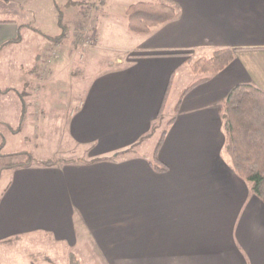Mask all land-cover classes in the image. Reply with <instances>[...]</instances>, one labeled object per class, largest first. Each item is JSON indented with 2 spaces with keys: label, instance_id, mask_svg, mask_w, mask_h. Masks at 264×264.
<instances>
[{
  "label": "crops",
  "instance_id": "0c3cea01",
  "mask_svg": "<svg viewBox=\"0 0 264 264\" xmlns=\"http://www.w3.org/2000/svg\"><path fill=\"white\" fill-rule=\"evenodd\" d=\"M141 2L169 5L175 17L144 35L107 28L120 42L108 50L121 59L92 79L65 124L67 141L88 150L90 160L51 167L38 161L2 172L0 264L11 261L5 247L15 252L32 234L49 230L68 263L95 253L114 264H264V204L224 153L222 118L223 101L235 87L264 93V0ZM53 12L43 21H53L56 7ZM17 14L14 0H0V62L15 56L23 63ZM24 26L33 46L28 69L17 72L13 86L26 85L31 61L49 42L42 33L32 40L31 26ZM58 47L64 59L67 48ZM218 51L231 52V62L199 83L205 76L193 75L190 64ZM10 93L19 101L11 118ZM172 93L178 99L168 105ZM30 101L14 88L0 90L6 136L22 138ZM160 124L165 133L156 138L159 127L152 130ZM155 159L164 172L151 166ZM19 250L22 260L32 259L26 248Z\"/></svg>",
  "mask_w": 264,
  "mask_h": 264
},
{
  "label": "rangeland",
  "instance_id": "374dc122",
  "mask_svg": "<svg viewBox=\"0 0 264 264\" xmlns=\"http://www.w3.org/2000/svg\"><path fill=\"white\" fill-rule=\"evenodd\" d=\"M54 1L55 4L51 3L50 0H14L18 13L15 21L19 25H22V35L25 37V43L19 46L22 48L20 58L23 63L18 60L15 62L13 60L15 56L0 62V90L7 91V89L14 88L17 92L30 96L31 114L25 123L26 132L23 134L25 140L23 136L20 139H12L9 135L6 136L7 132H2L3 129L0 127V131L6 137L8 143L6 148L1 147L2 151L0 150V179L5 178L2 172L6 167H16L19 164H36L38 161L43 163L49 160L62 162L64 159L65 162L71 161L73 163L90 160L91 157L89 156L91 154H89L88 150L74 147L67 141L68 137L65 124L68 118V112L77 105V100L82 97L92 79L109 66L115 64L117 60L121 59L119 55L108 50L111 44L115 45L120 42L115 37H113L114 40L108 37L106 30L107 28H116L114 25H121L126 31V9L129 5L141 2L142 0H104L103 4L100 3L101 0ZM68 1L77 2L79 5L71 7L70 10L69 8L66 9L64 6ZM55 7H58L68 27H72L73 25L78 28L84 39L87 38L92 42V44L85 48L82 47L83 44L78 48L71 47V36L69 34L66 35L63 46L67 48V51L65 50L67 55L64 59V56L62 57L63 53H60L63 49L52 45V42L49 40L60 36L66 30L63 31V28L57 23L56 17L53 18V21L52 18H50L51 21H43L51 13H54L53 10L55 11ZM84 13L87 15H84ZM81 18L85 20L82 25L79 22ZM25 23L31 26L30 30L33 32L30 37L32 40L33 37L39 40V37H41L39 34L42 33L44 34L43 37L49 42L48 46L40 54L42 59L39 61V65L36 66L35 70H33L35 62L31 61V65L33 66L31 71L32 75L26 85L13 86L17 72L20 71L23 74L24 70L28 69V64L24 65L28 61L27 49L28 46L30 48L33 46L24 28ZM123 43L125 42H121L120 45H124ZM13 95L14 93L9 96V111L5 110L9 118L13 114L11 110L13 103L16 101V105H18L19 102L17 97L13 99ZM172 97L173 93L170 95L168 105L178 99L177 93L174 95L175 98ZM16 118L15 128L19 125V119L18 117ZM162 126L160 124L158 131L163 130ZM158 131L154 133L156 138L160 136V131ZM0 141L2 142V140ZM12 152H16L15 155L8 158L7 154ZM49 231H46L47 234L42 235L32 234L31 238L25 241V245L20 244L17 246L18 250L21 246L26 248V251H29L33 255L31 260H22L23 257L19 254L22 251L12 249L15 250V252H12L5 247L6 257L10 256L9 259L11 261L2 263L69 264L68 261L61 260L63 258V251L53 243L55 240L53 236L55 234L52 231L49 233ZM99 246L104 253H109L106 245ZM126 247L124 246V248ZM37 254H41V256L36 257L35 255ZM94 254L87 253L79 255V264L115 263L98 260L96 258L99 255ZM45 256L47 260L44 261L46 259ZM117 263L119 264L121 262ZM123 264L127 263L123 262Z\"/></svg>",
  "mask_w": 264,
  "mask_h": 264
},
{
  "label": "trees",
  "instance_id": "16d2710c",
  "mask_svg": "<svg viewBox=\"0 0 264 264\" xmlns=\"http://www.w3.org/2000/svg\"><path fill=\"white\" fill-rule=\"evenodd\" d=\"M100 3L103 4L104 0H101ZM77 5L79 3L68 1L64 7L67 9ZM56 10V21L63 28V31H66L49 41L52 42V45H61L66 35L69 34L71 36V45L75 48L81 47L84 37L79 32V29L73 25L68 27L58 7H56ZM125 14L127 30L138 35L148 34L153 28L171 21L175 17V12L169 5L148 2H137L129 5ZM84 15L87 14L84 13ZM84 21V18L79 20L81 25ZM18 40H20V37L15 41ZM232 58L233 54L231 52L218 51L213 53L210 58H201L191 63L189 69L193 75H206L209 77L223 70L231 62ZM41 59L40 54L35 56L33 70L39 65ZM206 76L198 82L206 81L208 79ZM165 100L161 106L159 117L162 115ZM23 110L24 105L22 106L21 123L24 117ZM222 118L225 135L224 153L229 159L235 174L249 183L253 195L264 204V93L250 85L235 87L223 101ZM158 127L154 126L152 133ZM164 133L165 131H162L160 136L164 135ZM159 145L160 142L156 145L155 151ZM1 147L2 144L0 149ZM59 162L61 161L49 160L40 165L51 167ZM19 165L16 167L28 166L29 164ZM151 166L159 172L166 170V167L156 159L151 163ZM69 264H79V261L71 257Z\"/></svg>",
  "mask_w": 264,
  "mask_h": 264
},
{
  "label": "built area",
  "instance_id": "2783aa9c",
  "mask_svg": "<svg viewBox=\"0 0 264 264\" xmlns=\"http://www.w3.org/2000/svg\"><path fill=\"white\" fill-rule=\"evenodd\" d=\"M90 44H92V42H90V41L86 38V39H84V42H83L82 47L85 48V47H87V46L90 45Z\"/></svg>",
  "mask_w": 264,
  "mask_h": 264
}]
</instances>
